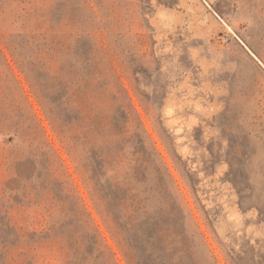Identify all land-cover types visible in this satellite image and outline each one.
<instances>
[{"label":"rangeland","instance_id":"374dc122","mask_svg":"<svg viewBox=\"0 0 264 264\" xmlns=\"http://www.w3.org/2000/svg\"><path fill=\"white\" fill-rule=\"evenodd\" d=\"M67 2L69 49L51 60L46 39L25 27L32 4L0 0V235L15 243L7 264H102L85 259L83 224L92 226L73 217L77 197L116 262L133 264L120 233L136 245L140 217L132 224L126 205L112 207L116 226L96 205L116 198L115 184L137 190L148 216L174 199L196 264H264V0ZM230 30L233 40L219 43ZM83 90L95 99L85 109ZM49 116L71 117L68 139ZM116 118L122 137L112 135Z\"/></svg>","mask_w":264,"mask_h":264},{"label":"trees","instance_id":"16d2710c","mask_svg":"<svg viewBox=\"0 0 264 264\" xmlns=\"http://www.w3.org/2000/svg\"><path fill=\"white\" fill-rule=\"evenodd\" d=\"M27 5L32 4V6L28 5V7H24L27 13V21L25 22V27L28 30L32 29L35 32H38L42 35L48 44V55L52 60L54 56L60 54L64 49H69V45L67 44V38L72 35L70 29V21L71 18L69 16L68 10V2L67 0H55L53 3L48 4V0H26ZM48 4L49 8L45 11L44 6ZM145 13H143V18ZM72 24V21H71ZM82 46L81 57L85 59V62L88 60V47ZM1 50V49H0ZM83 60V59H82ZM84 62V60L82 61ZM67 86V84H66ZM80 97L82 99L81 108L85 109L83 105H87L89 103V99L94 101V94L88 92L86 90L80 91ZM83 103V105H82ZM91 103V101H90ZM92 111V126H94L93 131L99 133L101 136L104 134L103 128L106 124L98 123L101 115L97 111ZM123 114L128 115L127 111H122ZM125 115V116H126ZM68 117V115H67ZM127 117V116H126ZM50 122L53 125V128L57 131V133L64 140L68 139L67 131L70 129L69 125L71 123V117L67 120L60 119V117H51ZM76 119H80V115L76 117ZM120 120V119H119ZM114 131L112 135H117L118 137H122L124 130L123 125L116 118L113 123ZM64 127H67L65 129ZM112 125H110L111 129ZM67 130V131H66ZM112 130V129H111ZM108 133V132H107ZM71 147V142H67ZM96 156H101L100 150L94 149ZM159 182L164 185V180L159 173ZM170 175V174H169ZM175 182V181H174ZM115 189V197L113 200L109 198V195L106 194V197L96 199V205L100 208V213L106 219H111L112 222L117 226L118 225V217H115L114 213L110 208L120 207L126 205V208L129 211V221L133 224V222L140 217L141 228L138 232V239L135 244H132L129 239H126L122 233V239L126 241V245H128V255L133 264H196L193 258L191 251H189L188 244L186 242V237L181 233V229L179 227V223L181 222V214L182 208L176 201L171 200L170 206L167 210L159 211L154 216H148L147 210L144 206V202L139 195V192L135 190L133 187L122 188L119 184H115L113 186ZM70 207L73 211V217L78 218V222L84 223V219H90V224L92 226L91 230L89 225L86 223L83 224V227L86 229L85 237L87 239V243L89 245V250L87 249L84 252L85 259H93L97 258L99 255L102 258V264H118L112 251H110L109 247L104 243L102 238L100 237V233L98 232L96 226H94V222L90 217V213L87 208L83 204L81 198L77 197L73 198L70 201ZM114 208H112L114 210ZM117 210V209H116ZM68 222H65V225ZM117 230V229H116ZM119 234L118 231H116ZM38 234V233H37ZM0 246L5 252H2L0 256H2L3 261L2 264H7V250L8 248H14L15 243L14 239H8V237H3L0 235ZM139 247L143 256L142 259L137 255L136 248ZM79 247L75 248L74 254H78ZM96 251L97 255L94 254ZM106 251L109 255L106 254ZM20 253L13 254L10 259L17 261L20 258ZM107 255V256H106ZM27 264H33L32 259H28L26 257ZM81 260L76 263L80 264Z\"/></svg>","mask_w":264,"mask_h":264},{"label":"crops","instance_id":"0c3cea01","mask_svg":"<svg viewBox=\"0 0 264 264\" xmlns=\"http://www.w3.org/2000/svg\"><path fill=\"white\" fill-rule=\"evenodd\" d=\"M197 8H198V6H197L196 3H194V4H188L186 6V9L187 10L189 9V10L193 11L192 13H189L188 11L185 12V15H188V18H191L192 21H195V20H197V18H199V14L197 12ZM156 13H158V14H167L166 11H161L159 8H157ZM199 24L200 23H198V25ZM200 26H201L200 27V33H202V35L205 36V34L207 33V29L205 28L206 27V24H204V25L201 24Z\"/></svg>","mask_w":264,"mask_h":264},{"label":"built area","instance_id":"2783aa9c","mask_svg":"<svg viewBox=\"0 0 264 264\" xmlns=\"http://www.w3.org/2000/svg\"><path fill=\"white\" fill-rule=\"evenodd\" d=\"M235 36V34L233 33V31H229L227 33H223L217 36V40L219 43H228L230 41L233 40V37Z\"/></svg>","mask_w":264,"mask_h":264}]
</instances>
